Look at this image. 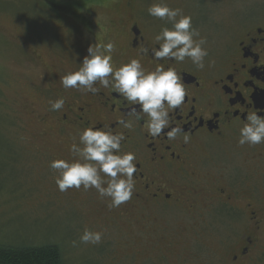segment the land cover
Here are the masks:
<instances>
[{
	"label": "flooded vegetation",
	"instance_id": "flooded-vegetation-1",
	"mask_svg": "<svg viewBox=\"0 0 264 264\" xmlns=\"http://www.w3.org/2000/svg\"><path fill=\"white\" fill-rule=\"evenodd\" d=\"M41 1L50 13L46 14L49 24H61L62 36L69 40L61 48L74 65L66 59L59 61L54 65V82L40 84L36 89L45 100L43 114L38 118L47 128L36 135H56L58 139L54 148L40 147L38 152L42 151L47 166L54 159L72 161L77 157L70 152V146L79 143L81 130L108 126L113 133L125 136L121 153L136 155L134 194L120 207L111 208L110 200L101 198L94 188H72L66 191L68 197L64 196L66 192L62 196L77 206L94 203L98 207L93 211L95 220H104L109 227L125 221L127 228H133L134 222L145 224L156 214L169 216L180 211L190 217L204 214L243 219L236 243L228 242L230 262L256 264V249L264 236V144L240 146L237 141L246 116L264 113V0H193L192 6L182 10L192 18V26L200 37L208 40L211 35V41L218 42L205 45L208 56L204 69H198L187 58L182 63L160 62L182 75L188 93L181 108L170 113V126L184 129L171 141L167 130L159 137H151L147 117L136 120L129 116L132 105L113 88H103L97 82L98 93H84L63 88L60 77L79 70L91 45L108 42L115 45L112 56L116 68L136 58L146 70H154L157 61L143 50L158 47L156 35L171 24L151 17L147 9L158 2L179 8L177 3ZM204 30L208 34L201 33ZM26 33L29 44L33 43L32 32ZM46 43L50 49L57 48L52 42ZM27 52L36 55L31 49ZM61 97L64 108L53 111L51 102ZM121 119L130 120L132 128L125 129L119 123ZM184 135L190 137L188 143H183ZM110 219L115 223L111 224Z\"/></svg>",
	"mask_w": 264,
	"mask_h": 264
},
{
	"label": "rangeland",
	"instance_id": "rangeland-1",
	"mask_svg": "<svg viewBox=\"0 0 264 264\" xmlns=\"http://www.w3.org/2000/svg\"><path fill=\"white\" fill-rule=\"evenodd\" d=\"M170 2L181 10L193 5V0ZM44 6L41 0H0V246L57 245L64 264H232L228 242L236 243L243 219L190 217L180 211L156 214L145 224L134 222L133 228L125 221L109 227L95 220L94 203L77 206L62 196L57 174L38 152L54 148L58 139L36 135L47 130L38 118L45 100L36 89L54 82L59 61L74 63L61 48L69 41L61 24H49ZM208 38L206 46L218 42ZM46 41L57 48L50 49ZM85 229L101 231V243H80ZM260 239L256 264H264V236Z\"/></svg>",
	"mask_w": 264,
	"mask_h": 264
},
{
	"label": "clouds",
	"instance_id": "clouds-1",
	"mask_svg": "<svg viewBox=\"0 0 264 264\" xmlns=\"http://www.w3.org/2000/svg\"><path fill=\"white\" fill-rule=\"evenodd\" d=\"M147 12L151 17L171 24L170 28L164 27L156 35L158 47L143 50V53L150 52L157 61L154 70H146L136 58L116 68L112 56L115 45L108 42L91 45L79 70L60 77V82L65 89L92 94L99 91L97 82L103 88H113L132 105L129 116L136 120L147 117V132L151 137H159L167 130V139L176 140L184 129L170 126V113L181 108L188 93L182 75L171 66L165 68L160 62L168 60L182 63L187 58L198 69H204L205 58L208 56L204 47L206 41L193 28L192 18L184 15L181 9L158 2L149 6ZM64 105L65 100L61 97L51 102V109L59 111ZM119 123L125 129L133 126L127 119H121ZM189 139L188 135L182 137L183 143H188ZM124 140L123 133H113L108 126L81 130L79 143L70 146V152L77 159H54L49 164L57 172L55 183L58 190L66 192L72 188H94L101 198L110 200L111 208H118L130 201L135 189L136 155L133 152L121 153V143ZM237 143L240 146L264 144V113L252 112L246 116L239 129ZM102 237L101 231L85 229L79 241L98 245Z\"/></svg>",
	"mask_w": 264,
	"mask_h": 264
},
{
	"label": "trees",
	"instance_id": "trees-1",
	"mask_svg": "<svg viewBox=\"0 0 264 264\" xmlns=\"http://www.w3.org/2000/svg\"><path fill=\"white\" fill-rule=\"evenodd\" d=\"M0 264H64L57 245L39 247L0 246Z\"/></svg>",
	"mask_w": 264,
	"mask_h": 264
}]
</instances>
